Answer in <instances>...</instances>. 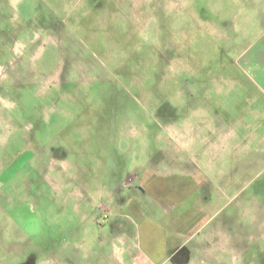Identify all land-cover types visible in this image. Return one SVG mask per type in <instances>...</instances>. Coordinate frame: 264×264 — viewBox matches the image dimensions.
Listing matches in <instances>:
<instances>
[{
	"label": "rangeland",
	"instance_id": "1",
	"mask_svg": "<svg viewBox=\"0 0 264 264\" xmlns=\"http://www.w3.org/2000/svg\"><path fill=\"white\" fill-rule=\"evenodd\" d=\"M262 44L264 0H0L3 195L44 214L43 241L73 242V227L93 225L78 201L100 225L99 191L156 162L170 133L234 127L243 141L255 129L264 100L243 69ZM239 145L207 154L237 194L219 203L222 241L229 230L233 243L212 264H264V153ZM0 222L3 243L12 222ZM42 257L36 249L30 260Z\"/></svg>",
	"mask_w": 264,
	"mask_h": 264
},
{
	"label": "crops",
	"instance_id": "2",
	"mask_svg": "<svg viewBox=\"0 0 264 264\" xmlns=\"http://www.w3.org/2000/svg\"><path fill=\"white\" fill-rule=\"evenodd\" d=\"M243 72L264 100V44L248 56ZM216 73L221 75L220 72ZM218 77L214 83L215 90L220 92L223 83L218 81ZM236 79L232 72V85L237 82ZM258 108L253 107L249 120L255 123V129L248 130L243 141L239 140L240 132L234 127L224 130L216 126L210 134L200 133L203 142H199L203 146L198 148L195 146L198 136L185 132L170 133L167 136L170 147L160 149L156 162L134 168L133 173H129L116 188L108 186L99 191L97 210L104 211L103 221H107H102L100 225L96 223L94 206L90 212H85L78 201L77 213H81V217L93 225L73 227L70 231L74 236L73 242L56 237L54 241L50 238L53 243H47V239L43 241L48 231L44 214L32 208L23 196L16 203L13 197L3 195L0 184V219L12 222L7 242L2 243L5 233L0 234V264L217 262L220 256L218 251L224 249L225 244L231 249L233 243L229 230L225 232V243L222 241L223 208L219 203L224 200V193L230 201L237 194L236 189H232L233 178H227L222 163L208 158L207 154L214 150L219 153L220 159L226 151L238 154L240 142L249 151L251 141L260 148L257 153H264V106L263 110ZM241 120L244 119L236 117L232 123ZM8 150V146H5V151H0V155H8ZM6 158L4 161L9 163L11 157ZM22 159L21 156L15 160ZM4 163L0 166V175L9 172L8 163L6 166ZM10 178L6 177V183ZM224 180L227 184L225 187L222 185ZM60 232L63 234L62 228ZM58 240L61 242L57 244ZM36 249L43 257L33 263L30 256Z\"/></svg>",
	"mask_w": 264,
	"mask_h": 264
}]
</instances>
